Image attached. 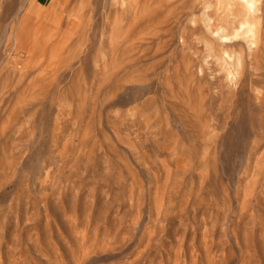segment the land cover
Segmentation results:
<instances>
[{"label":"rangeland","instance_id":"rangeland-1","mask_svg":"<svg viewBox=\"0 0 264 264\" xmlns=\"http://www.w3.org/2000/svg\"><path fill=\"white\" fill-rule=\"evenodd\" d=\"M223 1L0 0V264H264V0L250 48Z\"/></svg>","mask_w":264,"mask_h":264},{"label":"bare ground","instance_id":"bare-ground-1","mask_svg":"<svg viewBox=\"0 0 264 264\" xmlns=\"http://www.w3.org/2000/svg\"><path fill=\"white\" fill-rule=\"evenodd\" d=\"M221 1V0H220ZM241 3H242V5L244 6L243 7V14H244V21L243 22H241V23H238V25L236 24V27L234 28V30L232 31L231 29H229V30H231L232 32L231 33H229V30H228V28H230V27H233L232 26V24H231V26L229 27H227L226 25L227 24H225V26L224 25H222V23L221 24H219V26L218 27H216L215 28V32L217 33V34H219V37H220V41L222 42V40H225V39H231L232 40V38H235V37H237V36H239V35H244V37L246 38L245 40L247 41V45H248V47L250 48L251 47V45H253V44H255V40H257L256 39V35H257V33H258V30H259V27H258V25H256L255 24V21H257L259 18H258V15L257 14H255V13H257L258 12V10H257V8L255 7L256 6V1L257 0H239ZM179 2V1H178ZM205 2H207V3H209L210 2V0H205ZM239 2H238V0L236 1V0H224L223 1V3H221V5L220 6H217L216 7V9H220L221 11H223V10H227V8H231L233 5H235V4H238ZM240 4V3H239ZM238 4V5H239ZM182 5V4H181ZM258 5V4H257ZM187 7V6H186ZM205 7V9H207L209 6L208 5H206V6H204ZM224 8V9H223ZM233 8V7H232ZM56 9H58V7H56ZM61 9V8H60ZM209 9V8H208ZM223 9V10H222ZM216 11V10H215ZM217 12V11H216ZM230 13H231V10H230ZM206 14V17L207 18H209V12H206L205 13ZM232 14V13H231ZM190 15V14H189ZM233 15H235V14H233ZM240 17V16H239ZM231 18H233V17H231ZM234 18H235V16H234ZM233 20V19H232ZM208 21H209V19H208ZM220 21V20H219ZM234 21V20H233ZM226 22V21H225ZM232 22V21H231ZM240 22V21H239ZM257 23V22H256ZM259 23V22H258ZM189 28V27H188ZM23 31V30H22ZM215 33V34H216ZM22 34V32H20L19 33V35H21ZM214 34V33H213ZM17 40V39H16ZM230 40V41H231ZM186 44V43H185ZM216 47H217V45H216ZM234 50V49H233ZM223 51V53H227V50H222ZM229 52V51H228ZM223 53H221L222 54V56H223ZM242 54V53H241ZM240 54V55H241ZM52 55V54H51ZM229 57H228V56ZM226 56L224 55V60L223 61H225L227 64H228V67L230 66V72H229V74L231 75V76H233V71L235 70V73L237 72V71H239V69H241L242 67H243V64H242V55L240 56H238V58H235L234 59V56H231L235 61H233L232 59L231 60H229L228 62H227V57L228 58H230V55L231 54H227ZM49 58V57H48ZM47 58V59H48ZM214 58H215V56H214ZM217 58V57H216ZM205 59V58H204ZM221 59H223V58H221ZM53 61V60H52ZM190 64V63H189ZM230 64V65H229ZM235 65H236V68H235ZM189 66V65H188ZM226 67V66H225ZM189 68V67H188ZM224 68V67H223ZM188 72V71H187ZM229 75V76H230ZM235 77V76H234ZM238 77H240V75L238 76ZM234 79H236V78H234ZM239 81H240V79H239ZM233 85V84H232ZM240 85H242V83L240 84ZM241 87V86H240ZM242 92V91H241ZM261 99V98H260Z\"/></svg>","mask_w":264,"mask_h":264}]
</instances>
